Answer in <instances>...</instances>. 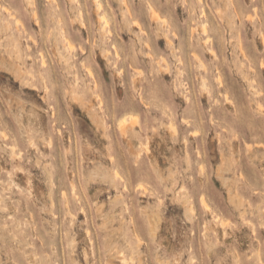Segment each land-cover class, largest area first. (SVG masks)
Returning a JSON list of instances; mask_svg holds the SVG:
<instances>
[{
    "label": "rangeland",
    "instance_id": "obj_1",
    "mask_svg": "<svg viewBox=\"0 0 264 264\" xmlns=\"http://www.w3.org/2000/svg\"><path fill=\"white\" fill-rule=\"evenodd\" d=\"M0 264H264V0H0Z\"/></svg>",
    "mask_w": 264,
    "mask_h": 264
},
{
    "label": "bare ground",
    "instance_id": "obj_2",
    "mask_svg": "<svg viewBox=\"0 0 264 264\" xmlns=\"http://www.w3.org/2000/svg\"><path fill=\"white\" fill-rule=\"evenodd\" d=\"M101 8V7H100ZM4 9V8H3ZM6 12V11H5ZM153 12V11H152ZM156 16V14H155V11H154V13L152 14V17L154 18ZM103 18V17H102ZM104 20H105V18H103ZM203 26V31L204 32H207L206 30V28H205V25H202ZM211 51H213V50H211ZM43 62V61H42ZM124 122H126V119H124V120H122V121H120V125L122 126L123 125V123ZM120 125H119V127H120ZM125 127V125L123 126V128ZM122 128V127H121ZM126 128V127H125ZM204 205L206 206V204L204 203Z\"/></svg>",
    "mask_w": 264,
    "mask_h": 264
}]
</instances>
